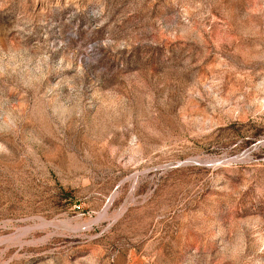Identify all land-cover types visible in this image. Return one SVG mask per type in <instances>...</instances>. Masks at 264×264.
Listing matches in <instances>:
<instances>
[{
    "label": "rangeland",
    "instance_id": "obj_1",
    "mask_svg": "<svg viewBox=\"0 0 264 264\" xmlns=\"http://www.w3.org/2000/svg\"><path fill=\"white\" fill-rule=\"evenodd\" d=\"M0 264H264V0H0Z\"/></svg>",
    "mask_w": 264,
    "mask_h": 264
}]
</instances>
